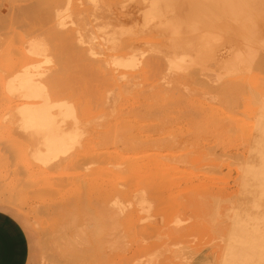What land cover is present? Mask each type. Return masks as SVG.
Listing matches in <instances>:
<instances>
[{
    "label": "rangeland",
    "instance_id": "rangeland-1",
    "mask_svg": "<svg viewBox=\"0 0 264 264\" xmlns=\"http://www.w3.org/2000/svg\"><path fill=\"white\" fill-rule=\"evenodd\" d=\"M77 2L71 0L67 9L65 0H0V155H14L28 170L27 174L11 175L0 166V209L12 214L26 231L31 264H214L225 247L239 192L238 183L233 182H238L235 178L243 161L244 126L257 106L249 104L247 108L242 103L229 110L220 106L224 112L221 118L234 120L236 129L229 131L217 130L209 120L199 121L196 111L208 97L202 99L204 91L212 92L208 94L211 97L219 91L210 88L219 81L207 78L209 72L196 73L190 79L175 78V89L159 90L153 87L159 84L155 81L158 65L152 58L148 62L151 52L144 53V58L150 56L145 61L152 69L147 63L145 68L140 64L141 72L132 79L129 105L119 97L111 113L110 108L100 105V123L109 122L95 129L94 136L83 138L79 151L50 168L38 169L29 161L22 164L27 159L26 144L21 145L14 136L15 142L8 139L10 129L4 128V115L21 101L6 98L4 83L24 65L44 59L28 54L25 44L30 37L43 40L50 62L43 65L47 71L42 81L60 95L72 92L73 80L91 63L88 58H93H86L78 47L58 39L53 14L60 11L66 17V29L76 28L82 21ZM129 10H136L134 3ZM145 39L137 43L135 51L146 48ZM244 78L238 86L246 92L259 86L264 74L256 70ZM82 94L87 96L81 99ZM79 95L85 109L93 106V112L96 95L91 89ZM120 110V121L128 128L108 129ZM139 149L171 153L181 159L178 163L167 160L172 167L177 166L167 171L151 170V165L131 169L125 166L128 161L117 167V153L126 159L128 155L129 160ZM205 192L209 194L199 197ZM140 193L147 202L144 211L135 201ZM139 216L148 218L140 222Z\"/></svg>",
    "mask_w": 264,
    "mask_h": 264
},
{
    "label": "bare ground",
    "instance_id": "bare-ground-1",
    "mask_svg": "<svg viewBox=\"0 0 264 264\" xmlns=\"http://www.w3.org/2000/svg\"><path fill=\"white\" fill-rule=\"evenodd\" d=\"M70 1L65 0L66 8ZM132 3L136 8L134 12L129 10ZM76 4L81 12L79 17L82 18V21L78 19L80 25L75 23L78 25L76 28L73 25V29H66V17L60 11L53 14L56 27L59 28L58 39L65 41L67 46L78 47L86 58H93H88L91 63L73 80V89L69 92L73 95L68 92L66 96L64 93L60 95V91H55L54 87H48L42 81L47 71L43 65L48 64L50 59L46 55L43 40H37V37H30L25 45L28 46V54L44 59L24 65L4 83L6 98L10 96L12 100L16 98V101H21L17 102L19 104L14 106V110L8 109L3 120L10 123L4 126L10 129L12 135L11 138L7 133L8 139L15 142L14 136L21 145L26 144L24 155L27 159L23 155L25 160H22V164L29 161L38 169H46L79 151L83 138L94 136L95 129L109 122L105 120L103 124L100 123L102 115H97L100 105L110 108L108 113L113 112L118 97L125 105H129L132 79L141 72L140 64H144L145 68V59L150 56L148 62L152 58L151 62L158 65L155 81H159V84L155 83L153 87L159 90L175 89L174 84L178 83L175 78L190 79L196 73L209 72L204 73L207 78L215 77V82L219 81V85L210 86L214 92L219 90L215 93L218 97H211L208 94L212 92L204 91L202 99L208 97L203 99L204 103L202 100L203 105L200 104V109L196 111L195 116L199 121L209 120L217 130L229 131L236 129L232 124L234 120L229 116L221 118L224 112L220 106L225 110L243 104L247 108L249 104L257 106L251 109V121L244 126L246 143L245 147L242 146L243 161L237 171L238 178H235L238 182H233V185L238 183L239 192L231 210L230 226L224 238L225 247L214 264H264V78L259 86L246 92L238 86L246 80L244 77L249 78L256 70L264 74V0H78ZM87 11L88 14H85ZM143 38H146V48L135 51L134 47L143 42ZM146 52L152 54L144 58ZM153 64L152 67H155ZM87 89L96 95L93 96V112V106L88 109L83 106L81 99L87 94H82L80 99L79 93ZM76 92L78 95H75ZM182 92L186 95L185 90ZM184 98L186 100L187 95ZM121 111L114 114L115 123L109 124L108 129L128 128L127 123L120 121ZM139 150V154L130 158V161L127 160L128 155L126 159L117 153L120 158L117 167L128 161L125 166L133 169L137 165L145 168L151 165L148 167L151 170L159 171L161 168L167 171V168H177L175 163L172 167L170 162L178 163L181 159L171 153L154 154ZM7 156L0 155V166L4 172L27 174L25 164L23 167L14 155ZM145 159H149L145 162L146 166L142 164ZM162 167H166L165 170ZM142 194H138L135 201L144 211L147 202ZM206 194L209 193H202L199 197ZM145 218L139 216L140 222Z\"/></svg>",
    "mask_w": 264,
    "mask_h": 264
},
{
    "label": "crops",
    "instance_id": "crops-1",
    "mask_svg": "<svg viewBox=\"0 0 264 264\" xmlns=\"http://www.w3.org/2000/svg\"><path fill=\"white\" fill-rule=\"evenodd\" d=\"M0 264H31L26 231L12 214L1 209Z\"/></svg>",
    "mask_w": 264,
    "mask_h": 264
}]
</instances>
